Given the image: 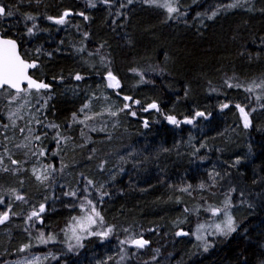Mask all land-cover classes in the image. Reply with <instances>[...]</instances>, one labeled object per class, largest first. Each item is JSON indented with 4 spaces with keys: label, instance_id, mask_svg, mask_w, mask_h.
I'll return each instance as SVG.
<instances>
[{
    "label": "trees",
    "instance_id": "16d2710c",
    "mask_svg": "<svg viewBox=\"0 0 264 264\" xmlns=\"http://www.w3.org/2000/svg\"><path fill=\"white\" fill-rule=\"evenodd\" d=\"M165 2L0 0L13 12L0 17V31L52 85L30 90L43 120L14 150L0 111V214L9 213L0 264H264V0H178L183 15L171 18ZM138 8L146 13L139 28ZM67 9L88 19H48ZM109 71L118 88L106 83ZM6 89L0 106L25 92ZM102 100L116 103L115 115ZM198 111L205 116L184 122ZM88 200L104 219L82 231ZM41 204L43 223L28 220ZM212 209L230 210L237 228L208 238L205 251L194 234L216 219ZM109 227L107 237L89 234ZM40 232L54 240L41 243ZM141 236L150 245L129 242Z\"/></svg>",
    "mask_w": 264,
    "mask_h": 264
},
{
    "label": "snow or ice",
    "instance_id": "6c2138e0",
    "mask_svg": "<svg viewBox=\"0 0 264 264\" xmlns=\"http://www.w3.org/2000/svg\"><path fill=\"white\" fill-rule=\"evenodd\" d=\"M102 3H109V0H101ZM157 2V0H145V3H153L155 4ZM128 3H132V0H128ZM178 5V0H166V2L162 5H159L161 7H164L167 9V12L170 14V18H171V14L172 13H180V9L177 6ZM92 7H95V4L93 3L91 5ZM237 4H230L227 5V7H236ZM72 13H70V11H64L59 18H54V17H48L49 20H55V23L57 24H65L66 23V18L71 15ZM181 15H183V13H180ZM13 12L12 11H6L5 7L0 4V17H4V16H12ZM80 16H84L85 19H88V17L85 16V14L83 12L79 13ZM216 15L215 12L212 13V16L214 17ZM211 18V17H209ZM28 20H34V17L32 16H28L27 17ZM36 25L33 24V26L31 28L28 29V33L32 34L33 30L35 29ZM85 35H87V33H85ZM37 64L35 62L32 63H28L26 61H24L23 59H21V57L19 56L18 52H17V45H16V41L15 40H11V39H0V89H3L5 87L7 88H11V89H15L17 91V93H19L21 91V85L26 81L27 82V88L28 89H36V90H41V89H50L51 85L47 84V83H43V82H38L37 80L32 79L31 76L28 75V69L30 68H36ZM107 77H108V81H109V87H113V88H118L120 86V82L119 80L113 75V73L111 71H109L107 73ZM84 77L77 74L75 76L76 80H82ZM55 79V78H53ZM231 86V85H230ZM27 90V89H25ZM252 89H249V91H251ZM131 97H125V100H130ZM135 103H139V101H135ZM229 105L228 104H223L221 105L222 108H227ZM130 106L128 104L124 105V108H129ZM236 107L239 109V111L241 112V114L244 116V127H249L250 126V120H249V114L248 112L245 111V109L243 107H241L240 105H236ZM148 108H152V109H157L159 110V106L156 103H152L150 105H148ZM148 108H145L144 111H147ZM81 111H83V109H81ZM116 113H112V115H115ZM131 115L135 116L136 113L132 112ZM205 113L204 112H196L194 117L192 119H187L186 123L188 124H192L195 120L196 117H204ZM75 119V114L74 117ZM167 119L173 123V124H179L181 123L180 121H178L174 116H168ZM145 126L147 127V121L144 122ZM50 127H58V125H50ZM37 139H39V137H36ZM43 155V152L41 153ZM240 161L237 160L236 163L238 164ZM13 163H16L15 161H13ZM39 178V177H38ZM44 179H47V177H44ZM89 184L92 183V181L88 182ZM201 188L204 187L203 184L200 185ZM185 191L187 189H184ZM234 191V189H233ZM72 196H75L76 193L75 192H71L69 193ZM104 195H107V193H104ZM241 195H243V193H241ZM17 200H23L24 197L23 196H16ZM0 203H2V201H0ZM88 205L91 206V214H89L84 221H82L79 225L80 229L82 231H87L90 230L91 226L97 223V219H99L100 222H103V216H101V214L96 210L95 205L92 204L91 200L87 201ZM228 201L225 202V206H228ZM83 207V205H82ZM45 211V206L43 204L40 205L39 211H33L31 213V215L28 217V220H32L34 217L38 220H40L41 223H43L42 219H40V213ZM187 211V210H186ZM212 212L214 215L220 214L221 210L220 209H212ZM9 219V213L8 212H4L2 214H0V224H3L5 221H7ZM203 227V226H201ZM237 228V225L235 223V219L233 216H231L230 214L225 213L224 215V220L222 222V224H216L215 225V229L217 233L223 234V235H228L232 232H235ZM112 232V228L109 227L106 231L104 232H95L92 233L89 231V234L92 235H98L101 237H107L110 233ZM176 235H187V233H184L183 231L177 232ZM73 236L76 239L77 243L79 244L81 237L79 235H76L75 229H73ZM38 239L40 240L41 243H48L49 241L54 240L53 236H48L47 239L44 238V233L40 232ZM197 239L199 240H203L204 242V250L207 251L208 247L210 246L209 243L207 242V240L205 239L204 236H198ZM132 245H134L136 248L138 249H143L145 248L150 241L143 239V237L141 236V238L139 239H131L129 241ZM124 243V242H121ZM82 246V245H80ZM31 247L30 244L25 245L23 248L20 249V251H24L25 249ZM71 247V246H70ZM159 251V250H157ZM35 260H39V257H34ZM153 259H155V257H153Z\"/></svg>",
    "mask_w": 264,
    "mask_h": 264
},
{
    "label": "rangeland",
    "instance_id": "374dc122",
    "mask_svg": "<svg viewBox=\"0 0 264 264\" xmlns=\"http://www.w3.org/2000/svg\"><path fill=\"white\" fill-rule=\"evenodd\" d=\"M134 16L137 17L138 19L135 22V26L137 28H139L142 24H145L146 22V18L144 17L146 16L145 9L138 8L134 12ZM106 83L109 85L108 80ZM3 90H9V89L4 88ZM33 95L34 94L30 91V89H27L25 90L21 98L16 99L17 95H10L9 98L11 99V101H8L6 104L0 106V108H2L0 110L1 115L3 116V119H5L4 121H6L3 130L5 137L3 139L5 142H8L12 150L16 149L19 146L20 141L22 140L23 137H25L24 135H22V133L24 132V134H26V131L29 129V124L31 122H33V124H36L37 121L43 120L42 115L44 114V111H42L41 105L36 103V100L34 99ZM103 97H105V95H103L102 98ZM102 105H103L102 110L105 113H112L113 110L116 108V103L113 100H108V101L102 100ZM21 120L25 125V129L18 124V122ZM33 171L35 172V169H33ZM229 211L230 210L223 213L221 211L220 214H217L216 219L209 222L208 221L204 222L201 225H199L198 230L194 234V238L198 241L204 242L203 240L197 239L198 236H204L206 240L208 238H211L213 243L216 242L215 237L217 232L215 229V225L222 224L225 213L230 214L231 216H235ZM239 214L240 216H242L243 215L242 211H239ZM79 225L77 229H80ZM142 237L143 239H145L144 236Z\"/></svg>",
    "mask_w": 264,
    "mask_h": 264
},
{
    "label": "water",
    "instance_id": "95a60500",
    "mask_svg": "<svg viewBox=\"0 0 264 264\" xmlns=\"http://www.w3.org/2000/svg\"><path fill=\"white\" fill-rule=\"evenodd\" d=\"M66 11V10H65ZM67 11H70V13H72L71 15H69L68 17H71V16H73L74 15V11L72 10V9H67ZM67 17V18H68ZM57 18H59V17H57ZM66 18V19H67ZM55 21V20H54ZM0 39H11V40H15L16 41V45H17V52H18V54H19V56L21 57V59H23L24 61H26V62H28V63H32V62H35L36 64H37V67H38V65H39V61H37V60H28V59H26L23 55H22V53H21V51H20V46H19V43H18V41L15 39V38H13V37H9V36H4L3 35V33L0 31ZM36 67V68H37ZM36 68H30V69H28L27 71H28V75L29 76H31L32 77V79H34V80H37L38 82H43V83H47V84H50L49 82H47L45 79H38V78H36V77H34L32 74H31V71H33L34 69H36ZM51 85V84H50ZM51 87H52V85H51ZM5 88H7V87H5ZM27 88V82L25 81L22 85H21V91L20 92H22L24 89H26ZM4 89V88H3ZM3 89H0V91H2ZM11 89V88H10ZM28 89V88H27ZM11 90H13V91H15V92H17L15 89H11ZM30 90H36V89H30ZM41 90H46V89H41ZM36 91H40V90H36ZM250 124H251V122H250ZM40 219H42V218H40ZM8 221V220H7ZM7 221H5V222H7ZM4 222V223H5ZM3 223V224H4ZM0 225H2V224H0ZM183 231V230H182ZM184 233H187L188 234V231H183ZM141 238V237H140ZM138 239V238H137ZM148 245H150V243L148 244Z\"/></svg>",
    "mask_w": 264,
    "mask_h": 264
},
{
    "label": "flooded vegetation",
    "instance_id": "af4514ba",
    "mask_svg": "<svg viewBox=\"0 0 264 264\" xmlns=\"http://www.w3.org/2000/svg\"><path fill=\"white\" fill-rule=\"evenodd\" d=\"M77 14V16H80L79 15V13H76ZM76 14L74 13V15L73 16H76ZM80 17H83V16H80ZM34 71V70H33ZM33 71H31V72H33ZM34 76V75H33ZM35 77V76H34ZM42 79H45V78H42ZM46 80V79H45ZM47 81V80H46Z\"/></svg>",
    "mask_w": 264,
    "mask_h": 264
}]
</instances>
